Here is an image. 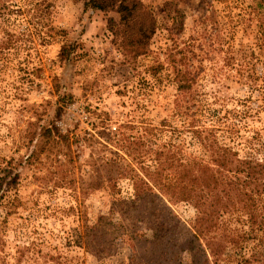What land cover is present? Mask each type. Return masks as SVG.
Returning a JSON list of instances; mask_svg holds the SVG:
<instances>
[{"label":"rangeland","instance_id":"rangeland-1","mask_svg":"<svg viewBox=\"0 0 264 264\" xmlns=\"http://www.w3.org/2000/svg\"><path fill=\"white\" fill-rule=\"evenodd\" d=\"M142 1L157 29L135 54L110 28L114 10L0 0V264H173L152 248L166 215L137 198L136 179L168 198L158 182L175 172L160 178L161 162L204 157L198 132L264 157V0ZM43 126L57 134L40 137ZM169 204V224H191L190 202ZM223 221L249 228L242 212ZM242 252L264 264L263 234ZM236 253L209 264H240Z\"/></svg>","mask_w":264,"mask_h":264},{"label":"trees","instance_id":"trees-1","mask_svg":"<svg viewBox=\"0 0 264 264\" xmlns=\"http://www.w3.org/2000/svg\"><path fill=\"white\" fill-rule=\"evenodd\" d=\"M81 1L85 8L114 10L119 13V21L110 18L109 24L115 35L122 37V43L128 52L138 54L144 51L156 32V17L142 0ZM184 77L181 73V81ZM183 85L184 82H181L179 87ZM33 133L32 140L37 132ZM56 134V126H43L39 132L40 137L47 139ZM198 137L207 151L204 157L196 156L190 159V163L180 161L176 165L169 158L164 163L161 162L158 169L160 178L166 168H174L175 172L170 178L169 175L166 177L169 178L167 182L164 181L166 179L158 182L160 188L169 195L167 200L158 193L149 197L151 194L148 190L151 186L142 179L134 182L137 198L143 201L151 198L149 201L154 203L157 201L166 215L155 226L157 241H153L152 248L160 254L161 259L173 264H186L180 254L185 249L192 254L191 264H209L211 257L218 261L227 254L229 248L237 251L240 264H253L256 254L246 256L242 250L248 238L260 233L264 238V157L258 158L250 154L241 156L232 147L219 144L212 131H207L205 135L198 132ZM37 152L38 149H35L28 159L31 160ZM180 201H188L196 209L193 221L187 226H181L180 220L173 225L168 223L172 217L169 203ZM232 212H242L247 216V230L229 232L223 217ZM85 226L86 230L90 227L82 236L87 247L93 234L89 236V232H93L95 226H90L87 222ZM179 226L187 233L186 239L180 242L177 240L178 236L172 234ZM162 237L166 238L161 240ZM195 239H202L204 246L197 249L193 245Z\"/></svg>","mask_w":264,"mask_h":264}]
</instances>
